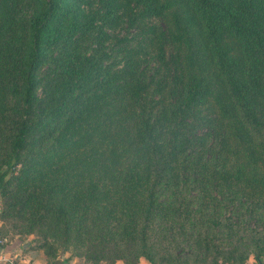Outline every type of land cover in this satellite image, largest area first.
<instances>
[{"label":"trees","instance_id":"obj_1","mask_svg":"<svg viewBox=\"0 0 264 264\" xmlns=\"http://www.w3.org/2000/svg\"><path fill=\"white\" fill-rule=\"evenodd\" d=\"M103 3L0 0V219L92 264L228 254L215 190L264 200V0ZM125 17L152 52L105 45Z\"/></svg>","mask_w":264,"mask_h":264},{"label":"rangeland","instance_id":"obj_2","mask_svg":"<svg viewBox=\"0 0 264 264\" xmlns=\"http://www.w3.org/2000/svg\"><path fill=\"white\" fill-rule=\"evenodd\" d=\"M90 1L91 6L94 7L96 12L100 14L104 12L103 0ZM123 20V23L114 24L111 28L105 27L106 37L108 38L105 45L115 47L117 48L116 50H119L129 44L137 47L138 42H140V45L145 50L152 52L153 49L150 47V43L144 42L150 36V33L146 31L144 33L139 25L129 20V17H125ZM167 23L172 24L171 20ZM161 26H164L163 22H161ZM88 44L96 46L94 40ZM149 56L150 54H147V57ZM205 131L207 132V130ZM211 141L212 139L210 138L209 142ZM206 154L210 153L208 152ZM167 193L165 192L164 196H167ZM215 195H217L221 203L222 216L232 224L239 226L236 232L238 234L235 237L236 239L232 240L227 231H220L219 237L224 234V238L226 239L224 241H216L217 244H222L226 248L228 254L220 255L219 258H210L208 263H204V254L201 255L203 260H199L197 258L198 250L195 248L193 251L191 246L193 241L189 237L178 236L176 240H180L181 244L178 245L175 243L173 246L178 247V251L181 252V259L174 261V264L180 261L181 264H229V257L234 255L239 260H241L239 256L245 255L244 264H260V262L264 264V200L259 199L257 192L249 187L247 183L221 184L215 190ZM2 207L3 201L0 199V210ZM192 226V222H190L189 228ZM232 232L234 233L233 230ZM3 233L11 239L18 238L22 242L28 243L29 247L37 248V251L46 258L49 264H64L63 260L70 256L72 259L68 261L69 264H92L85 255H80V251L72 253V249L67 250L63 246L58 247L56 250L55 244L58 241L54 239V235L41 225L35 224L33 226L27 219H20L18 216H13L11 219L4 220ZM46 236L50 238L48 241L44 239ZM174 252L177 254V251ZM259 253H263V255L259 256ZM117 263L130 264L131 259H119L113 264ZM101 264L111 263L104 260ZM159 264L169 263L160 262Z\"/></svg>","mask_w":264,"mask_h":264},{"label":"crops","instance_id":"obj_3","mask_svg":"<svg viewBox=\"0 0 264 264\" xmlns=\"http://www.w3.org/2000/svg\"><path fill=\"white\" fill-rule=\"evenodd\" d=\"M4 222L0 219V237H7L8 242L4 247L0 246V251L3 249L7 254H15L20 257L24 264H49L46 258L40 252L34 249H29L28 243L22 242L18 238L11 239L3 233ZM64 259V257H63ZM150 264L146 259L141 258L139 264ZM65 264V262H64ZM67 264H69L67 262ZM122 264V263H117Z\"/></svg>","mask_w":264,"mask_h":264},{"label":"built area","instance_id":"obj_4","mask_svg":"<svg viewBox=\"0 0 264 264\" xmlns=\"http://www.w3.org/2000/svg\"><path fill=\"white\" fill-rule=\"evenodd\" d=\"M8 242L7 237H0V246L4 247ZM0 264H24L19 256L7 254L3 249L0 251Z\"/></svg>","mask_w":264,"mask_h":264},{"label":"water","instance_id":"obj_5","mask_svg":"<svg viewBox=\"0 0 264 264\" xmlns=\"http://www.w3.org/2000/svg\"><path fill=\"white\" fill-rule=\"evenodd\" d=\"M65 264H67V262H65ZM260 264H263L262 262H260Z\"/></svg>","mask_w":264,"mask_h":264}]
</instances>
